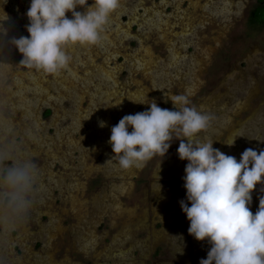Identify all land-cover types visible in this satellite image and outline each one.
Here are the masks:
<instances>
[{"label":"rangeland","instance_id":"rangeland-1","mask_svg":"<svg viewBox=\"0 0 264 264\" xmlns=\"http://www.w3.org/2000/svg\"><path fill=\"white\" fill-rule=\"evenodd\" d=\"M256 2L120 0L99 42L68 46L69 65L54 75L20 65L22 54L0 37V135L10 132L38 167L30 216L10 236L0 233V264L207 258L211 245L189 234L180 204L191 206L180 140L166 156L127 170L110 160L108 141L125 115L152 100L173 110L170 96L183 95L211 117L197 141L238 161L248 148L264 150V26L250 21ZM30 4L0 0V36L30 35ZM262 188L252 192L253 214Z\"/></svg>","mask_w":264,"mask_h":264},{"label":"clouds","instance_id":"clouds-1","mask_svg":"<svg viewBox=\"0 0 264 264\" xmlns=\"http://www.w3.org/2000/svg\"><path fill=\"white\" fill-rule=\"evenodd\" d=\"M119 4L120 0H94L91 5L88 0H31L26 13L30 23L25 26L30 35L0 37L22 54L20 65L58 74L71 60L68 46L98 43ZM77 6L85 10L77 11ZM170 100L173 110L152 100L150 108L125 115L112 126L108 143L114 156L110 160L125 170L140 168L157 155L166 156L171 142L179 139V157L188 161L184 179L191 206L180 201L190 220L188 232L211 245L200 264H264V196L255 214L248 206L257 185L264 184V150L248 148L238 161L213 143L197 141L196 134L209 127L211 117L187 106L183 95ZM99 125L104 127L106 122L101 120ZM37 183V165L6 130L0 135V233L4 236L30 216Z\"/></svg>","mask_w":264,"mask_h":264},{"label":"trees","instance_id":"trees-1","mask_svg":"<svg viewBox=\"0 0 264 264\" xmlns=\"http://www.w3.org/2000/svg\"><path fill=\"white\" fill-rule=\"evenodd\" d=\"M250 21L253 24L264 25V0H259L250 13Z\"/></svg>","mask_w":264,"mask_h":264},{"label":"flooded vegetation","instance_id":"flooded-vegetation-1","mask_svg":"<svg viewBox=\"0 0 264 264\" xmlns=\"http://www.w3.org/2000/svg\"><path fill=\"white\" fill-rule=\"evenodd\" d=\"M257 4H259V0H257V2H256V4H254V7L257 5ZM253 10V9H252ZM251 10V11H252ZM251 13V12H250ZM264 26V25H263ZM201 80V79H200Z\"/></svg>","mask_w":264,"mask_h":264},{"label":"snow or ice","instance_id":"snow-or-ice-1","mask_svg":"<svg viewBox=\"0 0 264 264\" xmlns=\"http://www.w3.org/2000/svg\"><path fill=\"white\" fill-rule=\"evenodd\" d=\"M118 255H124V253H123V252H121V253H118Z\"/></svg>","mask_w":264,"mask_h":264}]
</instances>
